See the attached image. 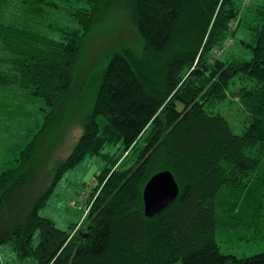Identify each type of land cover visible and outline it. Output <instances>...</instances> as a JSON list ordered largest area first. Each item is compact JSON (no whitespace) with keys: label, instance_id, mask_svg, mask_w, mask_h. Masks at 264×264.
Listing matches in <instances>:
<instances>
[{"label":"trees","instance_id":"obj_1","mask_svg":"<svg viewBox=\"0 0 264 264\" xmlns=\"http://www.w3.org/2000/svg\"><path fill=\"white\" fill-rule=\"evenodd\" d=\"M24 2L32 18L53 25L42 34L0 14L9 64L0 86H18L46 107L41 129L0 174V247L37 264H264V251L240 259L217 241L224 222L264 236V0ZM57 12L79 25H60ZM114 15L139 44L107 50L92 108L63 114L86 38ZM235 43L238 53L229 49ZM237 92L249 119L240 133L212 108ZM72 120L83 132L68 157L54 159L51 142ZM86 158L104 169L86 194L85 220L64 231L40 210ZM161 170L174 174L180 195L149 218L143 192ZM229 194H242L240 203Z\"/></svg>","mask_w":264,"mask_h":264},{"label":"rangeland","instance_id":"obj_2","mask_svg":"<svg viewBox=\"0 0 264 264\" xmlns=\"http://www.w3.org/2000/svg\"><path fill=\"white\" fill-rule=\"evenodd\" d=\"M249 1L250 0H247V3ZM80 7H84V9H86L84 2ZM88 7L90 9V2H88ZM0 14H2L4 19L17 27L22 26L35 29L42 34H48L51 26L53 25V21L50 18H47V20H45V17L40 19L32 18L36 16H31V14L27 11L24 0H0ZM56 20L60 22V25H67L68 28H76L79 25L78 20L69 17V14L66 12H57ZM105 21L106 24L97 25L85 40V46L83 48L84 53L75 72L76 76L73 89L66 99L64 110H61L63 114H67L69 109L71 111L78 110L79 113H83L92 108L94 102V92L96 90L95 81L98 79L100 71L102 70V65L106 63L105 54L107 50L110 51L109 49L118 48L120 46H133L134 44H139L140 42L133 27L128 25L125 21L117 18L116 15ZM51 31L56 32V30ZM228 42L232 43V41ZM1 46L2 45L0 44V47ZM237 46L238 44L235 43L232 48H229L230 51L238 53L236 49ZM39 101L41 104L39 121L41 129L44 124L45 116L42 109L46 107V103L42 98H40ZM74 101L76 103V105L74 104L75 106L71 105ZM242 107L243 104L240 101V94L238 92L235 95L229 94V98L218 104V107L212 106L214 111L218 110L222 112L232 124L234 123L233 126L238 129L235 131L239 133L241 132L239 131V128L243 127L245 123L247 125L249 124L247 114L241 113ZM182 108L183 107L179 105V109ZM68 117L72 118L73 115L69 114ZM76 121L72 120V123L66 127L63 131L64 137L59 143H55L56 139L54 142H51V146L54 150V159L68 157L73 147L79 140L83 130L76 124ZM7 124L9 127L16 125L11 119L7 121ZM8 126L4 129L3 133L0 131V133L3 134V137L0 138V150L5 149V144L9 149L6 153L4 151L0 152V173L8 168V165L4 164L3 159L5 157L10 159L13 158V154L10 153V144H12V140L17 139L18 141H21V139L25 137L24 133L22 131H18V129L14 128V126L12 127V130L9 131ZM8 133L13 135L9 136ZM16 133H20V135ZM35 133L36 131L30 135L32 136ZM48 136L49 135H46L45 139H47ZM143 139H145V136ZM141 142L142 139L140 144ZM46 143H48V140ZM140 144L138 145V149L139 147H142ZM103 169L104 162L101 159L86 158L77 167L68 170L55 187L47 205L40 210V214L43 217L51 219L54 222V225L59 229L70 231L72 227L85 220L91 208V205H88L85 206V209L82 208L80 210L72 204V201L79 200L78 203L80 206L84 204L80 201L82 193L90 191L92 186L96 184L97 176ZM241 198L242 194H229L227 196L228 201L232 205L240 203ZM230 226V224L224 222V224L220 225L218 228L217 241L223 253L234 255L243 259L264 251V236L261 228L257 227V231L250 232V230H247L245 227H238L236 231H233L230 229ZM38 241L39 237L37 236L35 243ZM8 246L10 247L1 248L3 252L2 257L8 263L0 260V264H37V261L33 258L26 260L19 259L15 252H13L11 245Z\"/></svg>","mask_w":264,"mask_h":264},{"label":"crops","instance_id":"obj_3","mask_svg":"<svg viewBox=\"0 0 264 264\" xmlns=\"http://www.w3.org/2000/svg\"><path fill=\"white\" fill-rule=\"evenodd\" d=\"M2 47V46H1ZM6 54H0V64L1 71L6 72L8 63H5L8 60ZM40 98L34 97L28 94V92L18 86H0V131L3 133L4 129L8 126L7 121L13 120L16 125L8 126V130H12V127L22 131L25 135L21 141L17 139L12 140L10 144V153L13 154V158L10 159L5 157L3 162L5 165H8L16 158V153L20 148H23L29 141L30 134L34 131H37L41 125L40 121ZM19 134L20 133H16ZM8 135H13L8 133ZM3 137V134L0 133V138ZM1 141V139H0ZM14 147V148H13ZM5 153L9 151L8 147L5 144V149L0 150ZM15 156V157H14ZM1 174V173H0ZM2 247H0V260L2 262L8 263L2 257ZM4 248V247H3Z\"/></svg>","mask_w":264,"mask_h":264},{"label":"water","instance_id":"obj_4","mask_svg":"<svg viewBox=\"0 0 264 264\" xmlns=\"http://www.w3.org/2000/svg\"><path fill=\"white\" fill-rule=\"evenodd\" d=\"M180 195V187L169 170L154 174L146 183L143 198L145 215L149 218L162 213Z\"/></svg>","mask_w":264,"mask_h":264},{"label":"built area","instance_id":"obj_5","mask_svg":"<svg viewBox=\"0 0 264 264\" xmlns=\"http://www.w3.org/2000/svg\"><path fill=\"white\" fill-rule=\"evenodd\" d=\"M221 50H222V51H221ZM223 51H224L223 49H220V51H217V55H218V54H221ZM87 193H88V192H83L81 202H83L85 199H87V197H86V194H87ZM72 204H73L75 207H77L78 209H80V210L82 209V206H80V205L78 204V201H77V200L72 201Z\"/></svg>","mask_w":264,"mask_h":264},{"label":"bare ground","instance_id":"obj_6","mask_svg":"<svg viewBox=\"0 0 264 264\" xmlns=\"http://www.w3.org/2000/svg\"><path fill=\"white\" fill-rule=\"evenodd\" d=\"M83 203H84V204H82L81 206H82V208H84V209H85V208H86L85 206H87V205L85 204V203H86V201H83ZM78 204H79V203H78Z\"/></svg>","mask_w":264,"mask_h":264},{"label":"clouds","instance_id":"obj_7","mask_svg":"<svg viewBox=\"0 0 264 264\" xmlns=\"http://www.w3.org/2000/svg\"><path fill=\"white\" fill-rule=\"evenodd\" d=\"M160 172V171H159ZM158 173V172H157ZM156 174V173H155ZM152 177V176H151ZM148 182V181H147Z\"/></svg>","mask_w":264,"mask_h":264}]
</instances>
